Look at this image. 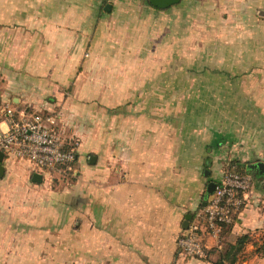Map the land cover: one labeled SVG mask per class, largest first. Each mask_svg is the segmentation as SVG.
Wrapping results in <instances>:
<instances>
[{"label": "crops", "instance_id": "obj_1", "mask_svg": "<svg viewBox=\"0 0 264 264\" xmlns=\"http://www.w3.org/2000/svg\"><path fill=\"white\" fill-rule=\"evenodd\" d=\"M123 6L163 16L165 43L210 44V96L178 104L121 93L107 101L105 86L97 99L92 86L59 78L91 73ZM192 19L209 34L188 35ZM5 103L58 113L78 145L73 178L52 186L47 177L33 182L26 160L3 155L0 264H214L183 254L177 239L224 165L264 162V0H180L164 9L146 0H0ZM249 175L246 204L225 238L248 234L235 264H264L254 251L264 240V173ZM204 243L222 246L206 235Z\"/></svg>", "mask_w": 264, "mask_h": 264}, {"label": "rangeland", "instance_id": "obj_2", "mask_svg": "<svg viewBox=\"0 0 264 264\" xmlns=\"http://www.w3.org/2000/svg\"><path fill=\"white\" fill-rule=\"evenodd\" d=\"M131 8L135 7H129L128 10L123 6L124 13L118 14L115 26L105 29L102 40H105L103 46L106 52L101 54V58L91 60V73L59 78L72 79L75 82L73 86H92L90 97L97 99L100 93L98 87L105 86L102 93L106 95L107 101L121 93L123 97L134 93L142 98L149 95L155 100L165 98L177 103L210 96V86L214 85L210 44L192 41L165 43L163 35L168 34V29L163 16L145 12L141 7ZM193 21H188L191 25L188 23V28H184L188 35L196 38L209 34V28L192 27ZM99 47L102 50V45L99 44ZM98 64H101L100 69ZM56 78L52 77L55 81ZM60 174V171L53 172L51 177H47L46 185H57L60 181L66 182L73 178ZM15 199L18 198L15 196Z\"/></svg>", "mask_w": 264, "mask_h": 264}, {"label": "built area", "instance_id": "obj_3", "mask_svg": "<svg viewBox=\"0 0 264 264\" xmlns=\"http://www.w3.org/2000/svg\"><path fill=\"white\" fill-rule=\"evenodd\" d=\"M59 121L54 111L27 113L7 103L0 105V150L6 157L26 160L42 177H51L55 171H72L78 142L64 135ZM251 185L252 178L247 173L224 172L206 205L178 237L179 250L189 257H204V236L219 243L222 226L231 224L234 214L245 206Z\"/></svg>", "mask_w": 264, "mask_h": 264}, {"label": "trees", "instance_id": "obj_4", "mask_svg": "<svg viewBox=\"0 0 264 264\" xmlns=\"http://www.w3.org/2000/svg\"><path fill=\"white\" fill-rule=\"evenodd\" d=\"M146 2L148 5L152 6L148 2V0H146ZM152 7L159 9L155 6H152ZM76 158H77V152H76ZM247 165L246 166L243 165L240 167V166L233 165V162L226 164L222 168L221 175L224 172H228V171L249 174L250 171L246 168ZM64 176L65 177L72 176V171H67ZM200 208H202V206H200ZM236 215L237 213L234 214V219ZM230 227H231V224H226L222 226L221 233H220V240H219L220 245L222 246L220 248H217L215 246L206 248L205 256H204L205 259L212 260L214 264H235L236 263V261L238 260L239 253L242 251L245 243L249 240V235L243 233V234L236 236L233 241H228L226 240L225 237L229 234ZM254 251L259 256L264 257V240L261 243L256 244Z\"/></svg>", "mask_w": 264, "mask_h": 264}, {"label": "water", "instance_id": "obj_5", "mask_svg": "<svg viewBox=\"0 0 264 264\" xmlns=\"http://www.w3.org/2000/svg\"><path fill=\"white\" fill-rule=\"evenodd\" d=\"M148 2L157 8L164 9L171 5L177 4L180 2V0H148ZM110 4L107 3L104 7L105 10H110ZM94 156H90L89 160L94 161ZM3 160V152L0 150V177L3 176L4 173V167L2 164ZM247 168L251 172L252 177H255L256 171L264 173V162L262 161H256L254 163H249L247 165ZM205 174H208V170H205ZM256 178V177H255ZM31 180L35 183L42 182V175L38 172H34L31 176ZM216 185V182L209 181L206 185L205 192L203 194V200H202V206L204 207L206 205L208 196L213 192L214 187ZM191 218L190 214H187L182 222V226L186 229L188 227L189 220Z\"/></svg>", "mask_w": 264, "mask_h": 264}]
</instances>
